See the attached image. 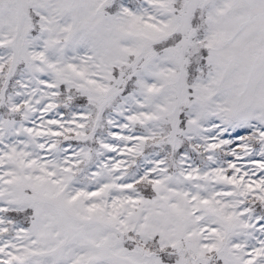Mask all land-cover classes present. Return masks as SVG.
<instances>
[{"label": "snow or ice", "instance_id": "6c2138e0", "mask_svg": "<svg viewBox=\"0 0 264 264\" xmlns=\"http://www.w3.org/2000/svg\"><path fill=\"white\" fill-rule=\"evenodd\" d=\"M0 264H264V0H0Z\"/></svg>", "mask_w": 264, "mask_h": 264}]
</instances>
